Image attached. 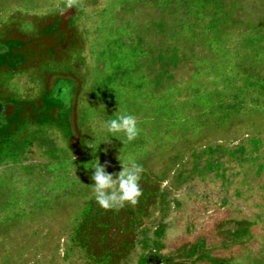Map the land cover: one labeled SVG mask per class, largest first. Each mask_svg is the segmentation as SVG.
<instances>
[{
    "label": "rangeland",
    "instance_id": "rangeland-1",
    "mask_svg": "<svg viewBox=\"0 0 264 264\" xmlns=\"http://www.w3.org/2000/svg\"><path fill=\"white\" fill-rule=\"evenodd\" d=\"M0 264H264V0H0Z\"/></svg>",
    "mask_w": 264,
    "mask_h": 264
},
{
    "label": "clouds",
    "instance_id": "clouds-1",
    "mask_svg": "<svg viewBox=\"0 0 264 264\" xmlns=\"http://www.w3.org/2000/svg\"><path fill=\"white\" fill-rule=\"evenodd\" d=\"M79 3L80 0H64L66 8H72ZM113 116L115 118L109 119L105 123L107 133L112 136L122 134L127 142H132L138 138L141 129L138 127V120L135 115L117 110ZM109 142L110 140L106 143ZM95 150L93 149L94 153ZM73 158L75 159V157ZM106 166L101 165L98 159L90 164V168L93 169L91 180L94 182L91 188L96 203L104 210L123 208L126 204L137 205L143 194L140 187L142 165L138 164L135 158L128 157L126 164H121L122 170L118 173H107Z\"/></svg>",
    "mask_w": 264,
    "mask_h": 264
}]
</instances>
